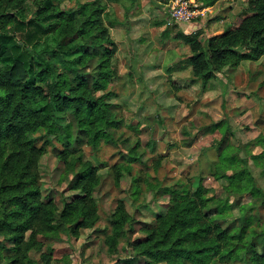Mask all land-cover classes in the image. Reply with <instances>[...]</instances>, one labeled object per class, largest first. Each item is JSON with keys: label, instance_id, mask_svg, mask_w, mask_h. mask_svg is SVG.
I'll list each match as a JSON object with an SVG mask.
<instances>
[{"label": "trees", "instance_id": "trees-1", "mask_svg": "<svg viewBox=\"0 0 264 264\" xmlns=\"http://www.w3.org/2000/svg\"><path fill=\"white\" fill-rule=\"evenodd\" d=\"M112 1L118 0L62 8L60 0H0V264H51L54 240L78 236L100 219L95 192L102 175L78 152L84 144L97 149L103 137L121 146L114 132L121 118L105 99L118 75L117 43L104 21ZM185 38L194 82L206 84L228 66L257 61L264 56V0H248L240 24L207 44ZM53 136L63 145L58 153L69 168L67 189L76 191L61 207L44 194L40 170L46 148L38 141ZM127 152L129 161H140L134 149ZM219 176L229 180L225 196L210 195L202 181L195 190L169 187L172 202L135 238L133 217L119 200L108 217L109 251L126 239L146 264H264V219L254 211L264 204V188L245 167Z\"/></svg>", "mask_w": 264, "mask_h": 264}, {"label": "rangeland", "instance_id": "rangeland-1", "mask_svg": "<svg viewBox=\"0 0 264 264\" xmlns=\"http://www.w3.org/2000/svg\"><path fill=\"white\" fill-rule=\"evenodd\" d=\"M60 1L62 8H75L84 0ZM153 1L160 2L159 8ZM247 1L220 0L211 6L197 1L199 14L177 22L168 16L166 5L171 0H140L131 12L123 4H108L104 21L117 43L112 63L118 75L110 80L111 92L105 99L115 103L121 118L114 129L121 146L103 137L97 149L84 144L78 152L83 160L97 165L102 175L95 192L100 219L78 236L63 233L54 240L51 264H146L126 239L115 253L109 251L108 217L119 200L133 217L135 238L166 211L172 202L169 187L187 184L195 190L202 181L210 195L225 196L229 180L219 173L245 167L264 188V56L228 66L206 84L194 82L185 38L197 37L207 44L214 34L238 26ZM142 8L147 15L141 13L129 26L126 18ZM115 10L120 15L126 12L123 25L116 20ZM38 144L46 148L40 161L44 194L61 207L65 197L76 192L67 189L69 168L58 153L63 145L54 136L51 142L40 138ZM130 149L141 156L140 161H129ZM259 202L260 197L252 201ZM232 211L240 213L236 202ZM254 211L264 219V204Z\"/></svg>", "mask_w": 264, "mask_h": 264}, {"label": "built area", "instance_id": "built-area-1", "mask_svg": "<svg viewBox=\"0 0 264 264\" xmlns=\"http://www.w3.org/2000/svg\"><path fill=\"white\" fill-rule=\"evenodd\" d=\"M199 7L197 0H171L166 5L168 16L174 22L191 20L201 11Z\"/></svg>", "mask_w": 264, "mask_h": 264}, {"label": "crops", "instance_id": "crops-1", "mask_svg": "<svg viewBox=\"0 0 264 264\" xmlns=\"http://www.w3.org/2000/svg\"><path fill=\"white\" fill-rule=\"evenodd\" d=\"M143 1H145V0H143ZM153 2L155 3V1H153ZM117 3L123 4L128 9V11H130L131 9H133L132 8L133 6H136V5H138L140 3V0H134V1L133 0H118V1L110 2V5H112V6L114 5V7H115V5ZM154 5H156V7L159 8L160 2L155 3ZM111 8H113V7H111ZM115 11H116V15H115L116 20L123 25V23L125 21V16L124 15L126 14V12L124 11V13L120 15L117 10H115ZM141 13L147 15V9L146 8H142V9L136 10L134 13H130L129 14V16L131 15L130 18H126V22L128 23V25L129 26L133 25L135 20H136V18H138V17L140 18V14ZM118 27H120V26H118ZM116 29H119V28H116ZM126 32L127 31H125V33Z\"/></svg>", "mask_w": 264, "mask_h": 264}]
</instances>
